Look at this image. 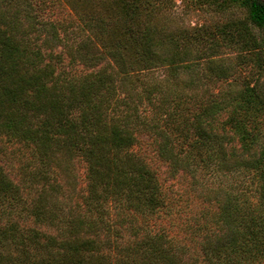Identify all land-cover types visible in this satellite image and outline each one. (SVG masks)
<instances>
[{"label":"trees","instance_id":"trees-1","mask_svg":"<svg viewBox=\"0 0 264 264\" xmlns=\"http://www.w3.org/2000/svg\"><path fill=\"white\" fill-rule=\"evenodd\" d=\"M219 1L237 50L191 58L160 0H0V264H264V0ZM156 158L243 183L196 255L150 226Z\"/></svg>","mask_w":264,"mask_h":264},{"label":"rangeland","instance_id":"rangeland-1","mask_svg":"<svg viewBox=\"0 0 264 264\" xmlns=\"http://www.w3.org/2000/svg\"><path fill=\"white\" fill-rule=\"evenodd\" d=\"M160 17L171 13L166 19V24L177 31L174 35L175 42L180 44L174 51L186 52L191 58L200 56L233 54L237 49L228 46L224 38L218 33V28L227 22L242 20L247 15V9L236 3L228 7L221 6L219 0H160ZM160 15V16H159ZM181 33V35H180ZM196 60V59H195ZM166 68L159 67L153 70L154 75L162 76ZM148 150V146H143ZM150 148V146H149ZM158 168L163 187L165 190V206L157 212L150 221L154 231H164L172 239L180 244L189 245L191 253H200L199 247L203 237L202 224L208 218H216L218 202L216 201L217 187L226 183L236 188L243 186L239 179L231 174L206 175L199 173L194 176L190 173H178L171 176L167 171V165L158 158L154 160ZM86 166L80 162L78 171L80 185L86 183ZM240 184V186H239ZM209 228L215 230L216 223L211 220Z\"/></svg>","mask_w":264,"mask_h":264}]
</instances>
